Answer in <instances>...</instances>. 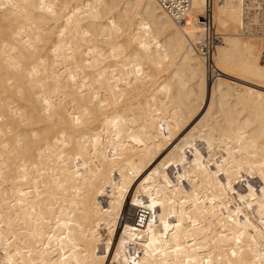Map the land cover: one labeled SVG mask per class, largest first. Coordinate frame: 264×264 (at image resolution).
<instances>
[{
    "label": "bare ground",
    "instance_id": "obj_1",
    "mask_svg": "<svg viewBox=\"0 0 264 264\" xmlns=\"http://www.w3.org/2000/svg\"><path fill=\"white\" fill-rule=\"evenodd\" d=\"M212 1L222 39L209 86L196 50L207 0H190L185 20L158 0H44L56 16L40 0L0 8V237H15L13 260L260 264L264 111L243 93L264 32L245 30L242 0ZM69 5L83 8L71 21Z\"/></svg>",
    "mask_w": 264,
    "mask_h": 264
},
{
    "label": "snow or ice",
    "instance_id": "obj_2",
    "mask_svg": "<svg viewBox=\"0 0 264 264\" xmlns=\"http://www.w3.org/2000/svg\"><path fill=\"white\" fill-rule=\"evenodd\" d=\"M13 7H18L17 5L13 4L11 2V0H8L7 3L4 4H0V8L3 9H8V8H13ZM33 8L36 7V5H32ZM69 8V10L71 11V15H67V19L69 21H71L72 17L75 16L78 12L83 11V8L80 5H69L67 6ZM89 7L91 8L92 5H89ZM74 9V11L72 10ZM38 10L40 12H47L49 15L51 16H56L57 12L54 9V6H50V5H46L44 3V0H40L39 3V7ZM96 19H100L99 13L97 12V16ZM107 23L111 24L112 29L119 32L121 31V29L117 26L115 19L112 17H109L107 19ZM189 23H191V21H189ZM141 27L145 29V31L149 30L150 25H148L147 23H141ZM67 31L66 28H62L59 32L60 36L63 37L65 35V32ZM90 35V33L85 32V36ZM139 47L141 49H146L148 46L144 43H140ZM157 47H159V45L157 44ZM13 51H15V49H13ZM53 51L55 52L56 49H53ZM89 53H91L93 51V49H91V47L89 48ZM69 59H71V56L68 57ZM253 59L255 60V64L252 66L253 67V71L254 74L251 77H245V79H250L251 80V84L249 85V87L247 88V90L243 93V95H245V97L247 98H251L253 102H258L261 108V111H264V47L261 48L260 50V54L258 57L253 56ZM89 64L92 63L91 59L88 61ZM134 75L136 77H140L142 75L141 72V68L139 67H135V72ZM70 79L75 83L76 81V76L73 75L70 77ZM138 82V81H137ZM12 81L9 80V84H11ZM127 85L129 88L133 87L134 81L129 78L126 81ZM116 91H119V89H116ZM81 92L83 93V88H81ZM95 99H99L98 97ZM120 99L122 100L123 97H120ZM43 103L47 106L49 105V101L47 99H45L43 101ZM103 106V105H101ZM199 102H197V107H199ZM204 107H207V104L204 105ZM87 114V113H86ZM203 115V112H201L199 115H197L195 117V119L192 121V123H195V120H198L200 118V116ZM0 119H3L2 116H0ZM136 118L133 117V120H135ZM74 122L76 125H81L82 121L81 118L79 116H75L74 117ZM191 125H189L190 127ZM33 135L35 136V133H33ZM63 135V134H61ZM117 139H119V136H117ZM61 140H57V143H61ZM136 143H141L142 141L140 140H136ZM64 146L68 147V144L66 142H64ZM7 147V146H5ZM0 159H2V157H0ZM77 160L80 159L79 156L76 157ZM21 195H23V193H21ZM33 212H35V208H33ZM261 223L264 224V219L261 220ZM168 226L165 225V228H167ZM177 227H179V225H177ZM4 228L3 224H0V230H2ZM241 236L243 235V233L240 234ZM262 235H264V233H262ZM0 239H3L5 247L3 249V255L4 257H6L7 259L3 262V264H23L22 261H15L12 259V256H19L20 252L17 251L15 253L10 251L9 246H11L15 240L14 236H9L7 238L4 237H0ZM236 244L237 245H241V240L240 237H236ZM39 247V245L37 246ZM45 247H48V245H45ZM240 251L243 252V248H240ZM29 255H31V252H29ZM237 255V252L235 249L232 250V256L235 257ZM258 259L260 260V264H264V256H260L258 257ZM241 264H243V261L241 262Z\"/></svg>",
    "mask_w": 264,
    "mask_h": 264
},
{
    "label": "built area",
    "instance_id": "obj_3",
    "mask_svg": "<svg viewBox=\"0 0 264 264\" xmlns=\"http://www.w3.org/2000/svg\"><path fill=\"white\" fill-rule=\"evenodd\" d=\"M158 4L171 17H181L185 20L190 8V0H158ZM245 30H253L260 34L264 32V0H242ZM204 36L196 50L202 55L210 77L217 76L214 65V48L221 42L214 28L213 1L207 0L202 16L199 18Z\"/></svg>",
    "mask_w": 264,
    "mask_h": 264
},
{
    "label": "rangeland",
    "instance_id": "obj_4",
    "mask_svg": "<svg viewBox=\"0 0 264 264\" xmlns=\"http://www.w3.org/2000/svg\"><path fill=\"white\" fill-rule=\"evenodd\" d=\"M210 75L208 74V86L210 85L211 81H213L217 76H213V77H209ZM210 80V81H209ZM256 182V181H255ZM129 200H127L126 204H125V207H124V216L126 217L127 214H128V210H129V203H130V200H131V195L128 197ZM135 219V218H134ZM122 223L123 221L121 220V223L118 227V231H117V234H119V232H121V226H122Z\"/></svg>",
    "mask_w": 264,
    "mask_h": 264
}]
</instances>
